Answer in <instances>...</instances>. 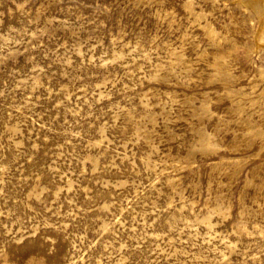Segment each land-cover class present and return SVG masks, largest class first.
<instances>
[{
  "label": "rangeland",
  "instance_id": "1",
  "mask_svg": "<svg viewBox=\"0 0 264 264\" xmlns=\"http://www.w3.org/2000/svg\"><path fill=\"white\" fill-rule=\"evenodd\" d=\"M0 264H264V0H0Z\"/></svg>",
  "mask_w": 264,
  "mask_h": 264
},
{
  "label": "bare ground",
  "instance_id": "2",
  "mask_svg": "<svg viewBox=\"0 0 264 264\" xmlns=\"http://www.w3.org/2000/svg\"><path fill=\"white\" fill-rule=\"evenodd\" d=\"M258 5V4H257ZM258 8H259V5H258Z\"/></svg>",
  "mask_w": 264,
  "mask_h": 264
}]
</instances>
